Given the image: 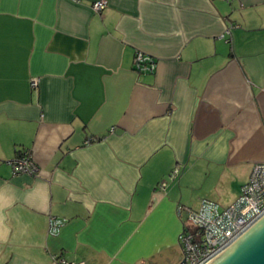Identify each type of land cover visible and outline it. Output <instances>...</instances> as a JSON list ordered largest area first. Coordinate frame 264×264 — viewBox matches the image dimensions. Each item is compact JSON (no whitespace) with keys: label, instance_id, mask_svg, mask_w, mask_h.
Here are the masks:
<instances>
[{"label":"crops","instance_id":"1","mask_svg":"<svg viewBox=\"0 0 264 264\" xmlns=\"http://www.w3.org/2000/svg\"><path fill=\"white\" fill-rule=\"evenodd\" d=\"M94 1L0 0V264H179L264 162V0Z\"/></svg>","mask_w":264,"mask_h":264},{"label":"built area","instance_id":"2","mask_svg":"<svg viewBox=\"0 0 264 264\" xmlns=\"http://www.w3.org/2000/svg\"><path fill=\"white\" fill-rule=\"evenodd\" d=\"M107 4V0H95L92 6L96 12L101 13ZM133 66L137 72H154L157 68L155 59L141 51L135 53ZM37 85L38 79L33 78L32 86ZM10 162L16 174L27 173L36 176L40 171L29 150L21 151ZM179 171L178 167L174 168L170 179L177 178ZM160 187L165 188V185ZM263 212L264 162H258L253 166L248 182L241 187L240 195L232 203L224 206L215 200L202 199L196 209L182 207L185 225L179 234L182 248L179 264H202ZM65 222V218L51 216L48 223L49 232L58 234ZM56 260L58 264H86L84 261H70L61 256Z\"/></svg>","mask_w":264,"mask_h":264},{"label":"water","instance_id":"3","mask_svg":"<svg viewBox=\"0 0 264 264\" xmlns=\"http://www.w3.org/2000/svg\"><path fill=\"white\" fill-rule=\"evenodd\" d=\"M202 264H264V212Z\"/></svg>","mask_w":264,"mask_h":264},{"label":"rangeland","instance_id":"4","mask_svg":"<svg viewBox=\"0 0 264 264\" xmlns=\"http://www.w3.org/2000/svg\"><path fill=\"white\" fill-rule=\"evenodd\" d=\"M240 195V194H239Z\"/></svg>","mask_w":264,"mask_h":264}]
</instances>
